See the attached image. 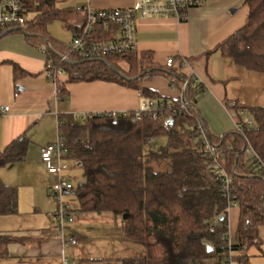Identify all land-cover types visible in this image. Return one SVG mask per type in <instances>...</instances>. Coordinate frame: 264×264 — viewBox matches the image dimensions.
Returning a JSON list of instances; mask_svg holds the SVG:
<instances>
[{
    "label": "trees",
    "instance_id": "trees-1",
    "mask_svg": "<svg viewBox=\"0 0 264 264\" xmlns=\"http://www.w3.org/2000/svg\"><path fill=\"white\" fill-rule=\"evenodd\" d=\"M65 0H22L31 15L22 30L30 46H47L48 56L66 72V82L103 80L137 86L145 75L163 72L177 87L186 77L187 109L179 111V100H170L162 116H132L113 119L93 117L75 119L67 116L58 125L69 158L83 173V180L72 186L67 195L78 203L72 209L81 212L110 211L122 218L126 238L139 244L144 252L124 257L121 264H221L229 249L233 258L248 264V250L259 244L258 227L264 225V174L251 163L245 150L250 144L264 163V106H245L237 101L230 109H244L255 123L252 130L235 131L208 138L223 150L219 162L233 172L232 190L237 195L239 221L235 238L228 247V215L226 200L221 194L219 177L204 155L197 96L202 86L182 72V60L166 69L150 65L151 56L130 52L104 59L84 60L69 54L59 61L56 53H64L67 45L55 43L48 33L49 25L59 18ZM247 5L245 24L218 43L213 50L231 57L238 65L264 73V0H244ZM112 31L100 27L96 39H111ZM60 51H55V49ZM58 60V62H57ZM120 63L126 65L122 69ZM14 77L24 74L16 65ZM58 90L66 93L59 83ZM143 92H147L143 89ZM158 97V96H157ZM235 121L241 122L235 115ZM164 136L163 145L156 146ZM15 146V145H14ZM21 148L9 146L0 151V167L21 159ZM16 187L0 183V215L17 213ZM216 219L214 231H210ZM13 238L0 234V258L8 255L7 244Z\"/></svg>",
    "mask_w": 264,
    "mask_h": 264
},
{
    "label": "crops",
    "instance_id": "crops-1",
    "mask_svg": "<svg viewBox=\"0 0 264 264\" xmlns=\"http://www.w3.org/2000/svg\"><path fill=\"white\" fill-rule=\"evenodd\" d=\"M70 1L68 5L58 6L63 9L58 19H64L71 39L84 19L76 6L107 9L135 4V0ZM247 11L244 0H204L190 9L183 21L172 16L136 18L137 52L150 54L153 68L166 69L168 58H173L174 64L180 60L187 62L182 72H193L197 84L202 86L196 107L213 138L237 132L231 103L264 106V73L249 70L219 50H213L245 24ZM111 36H115L114 30ZM50 37L55 43L63 44L58 38ZM48 55L43 46H30L21 31L0 35V108L9 106L7 112L0 114V151L9 146L13 151L22 147L23 151L21 159L0 167V183L16 187L18 193L17 213L0 215V234L13 238L6 246L8 255L0 258V264H63L64 261L70 264L69 256L80 257L76 246L87 231L116 227L123 232L122 217L110 211H74L73 222L63 229V238L58 236L53 217L56 206L51 204L54 198L49 192L51 176L40 162V148L56 140L61 121L83 112H131L139 107L142 99L150 96L167 99L179 96L163 72L141 77L136 87L103 80L66 82V72L54 80L46 69ZM14 65L24 74L14 77ZM59 83L66 90L62 95ZM71 162L69 158L68 169ZM227 215V232L233 240L239 207H231ZM73 236L77 242L68 244ZM123 237L125 245L142 248L129 241L124 232ZM258 238L260 245L261 239L264 240V225L258 227ZM258 248L264 259V250ZM250 257L249 254L248 264Z\"/></svg>",
    "mask_w": 264,
    "mask_h": 264
},
{
    "label": "built area",
    "instance_id": "built-area-1",
    "mask_svg": "<svg viewBox=\"0 0 264 264\" xmlns=\"http://www.w3.org/2000/svg\"><path fill=\"white\" fill-rule=\"evenodd\" d=\"M204 0H135L132 7H119L107 9H93L88 5L77 7L84 14V19L78 32L73 36L71 42L67 45L64 53H56L59 61L69 60L68 55H76L84 60L104 59L108 56L120 55L130 52H137L136 46V18L148 17H165L172 16L178 21H183L188 18V11L200 5ZM27 12L22 0H0V35L11 31H21L27 24ZM114 30L115 36L111 39L99 41L96 36L100 27ZM43 46V49H48ZM50 49V48H49ZM57 60V62H58ZM174 64L173 58H168L165 62L166 67H171ZM182 67L187 66L185 60L182 61ZM46 69L48 76L56 79L57 76L63 73L58 67L53 58L46 60ZM197 82L193 72L188 74ZM169 83L172 87L179 91V111L188 108L190 101L186 95L188 88V79L185 77L180 86L174 83ZM234 102L231 103V106ZM172 107L170 100H165L160 97L150 96L141 100L139 107L131 112L128 111H94L75 114V119H90L93 117H109L118 119L131 115L133 122H138L142 116L150 115L152 119H157L162 116L164 108ZM9 106L5 105L0 108V114L7 112ZM234 115L243 118L241 122H236L235 129L238 133H243L245 129L252 130L253 120L250 113H245L242 110L234 112ZM201 121V120H200ZM197 128L201 132V140L204 145V155L210 163L211 169L219 177L221 183V194L226 200L227 212L231 207L238 206L237 195L232 190L233 172H228L219 162L223 155V150L218 144L213 143L207 136L203 127L202 121ZM246 152L250 156L253 166L258 168L264 174V163L257 152L250 144H246ZM69 154L64 146L63 137L58 133L56 140L46 144L40 148V162L51 176V194L56 202V209L53 217L58 229V236L63 238V229L73 222V210L68 201L64 200L66 192L73 186V182L69 176L64 175V171L68 169ZM216 219L212 220L210 231H214ZM221 238H227L228 247L231 246L232 240L227 233H222ZM76 238L71 237L67 243L75 244ZM63 264H67L64 261ZM221 264H241L237 262L229 249Z\"/></svg>",
    "mask_w": 264,
    "mask_h": 264
},
{
    "label": "rangeland",
    "instance_id": "rangeland-1",
    "mask_svg": "<svg viewBox=\"0 0 264 264\" xmlns=\"http://www.w3.org/2000/svg\"><path fill=\"white\" fill-rule=\"evenodd\" d=\"M70 0H65L62 3L59 2L58 6H65L70 4ZM75 1H72L73 5ZM78 7V6H76ZM27 21L30 20L31 15L27 14ZM48 32L55 39L58 38L60 43L68 45L71 42V34L65 27L64 19L54 20L48 28ZM122 69H125V64H120ZM255 123H252L254 126ZM155 141L156 146L163 145L166 141L165 137L162 136L157 138ZM67 175L74 185H77L83 180L82 170L71 162V167L66 170ZM51 184V183H50ZM51 193V189H49ZM64 200L70 203L72 209L78 207V203L73 200L69 195L64 196ZM52 205L56 206V202L53 199ZM56 209V207H55ZM85 237L81 240V243L76 246L77 252L81 255L80 257L69 256L70 264H121V260L124 257H136L142 255L144 252L143 248L135 247L133 245H125L123 232L118 228H106V229H95L87 231ZM263 243L257 246H252L249 249L250 264H262L264 259L262 257L259 246L264 250V240L261 239Z\"/></svg>",
    "mask_w": 264,
    "mask_h": 264
},
{
    "label": "water",
    "instance_id": "water-1",
    "mask_svg": "<svg viewBox=\"0 0 264 264\" xmlns=\"http://www.w3.org/2000/svg\"><path fill=\"white\" fill-rule=\"evenodd\" d=\"M9 32H12V31L10 30ZM122 218H123V219H126V218H127V214H123V215H122Z\"/></svg>",
    "mask_w": 264,
    "mask_h": 264
}]
</instances>
